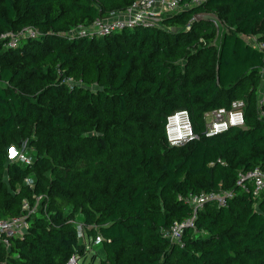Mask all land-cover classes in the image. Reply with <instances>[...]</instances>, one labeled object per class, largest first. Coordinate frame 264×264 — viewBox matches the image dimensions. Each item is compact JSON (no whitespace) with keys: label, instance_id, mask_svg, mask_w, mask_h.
<instances>
[{"label":"trees","instance_id":"obj_1","mask_svg":"<svg viewBox=\"0 0 264 264\" xmlns=\"http://www.w3.org/2000/svg\"><path fill=\"white\" fill-rule=\"evenodd\" d=\"M133 2L0 0V218L29 224L0 243V264L86 257L78 214L102 236L99 264H264V192L238 184L264 172V0H204L107 38L70 35ZM204 12L228 29L218 50L215 25L194 18ZM30 28L38 36L9 46ZM237 99L245 127L207 137L205 114ZM180 110L199 137L171 146L167 118ZM25 147L27 166L9 151ZM210 193L233 195L205 203L183 245L172 239L193 216L186 198Z\"/></svg>","mask_w":264,"mask_h":264},{"label":"built area","instance_id":"obj_2","mask_svg":"<svg viewBox=\"0 0 264 264\" xmlns=\"http://www.w3.org/2000/svg\"><path fill=\"white\" fill-rule=\"evenodd\" d=\"M204 0H188L183 2L182 0H134L132 5L125 11L119 14H112L107 18H98L92 25L87 28H79L77 31H71L70 35L74 36L79 33L88 38L103 39L118 32L126 30H135L139 27H147L156 25L158 21H161L164 17L176 14L181 11L194 9L195 7L203 4ZM8 36V35H4ZM11 41L9 46L15 47L18 40L23 37L35 38L38 36V32L35 29H24L23 31L14 34H9ZM252 44H256L261 47V44H257L255 40H250ZM264 77V74H263ZM71 82V79H67ZM264 101V97L260 100ZM245 108L246 102L243 99H237L231 102L229 107H220L214 111L205 114L206 130L204 134L207 137H213L218 134L227 132L232 127H245ZM166 136L167 141L171 146H183L186 143L197 139L199 136L195 133L193 124L190 118V114L186 110H180L174 114L168 116L166 124ZM15 151V150H14ZM23 157V159H22ZM16 161H20L24 165L31 163V158L24 152L17 154ZM32 178L26 180L30 183ZM238 184L243 189H248L249 185L253 186V194L255 197H259L264 192V172L259 168L240 174ZM231 193H210L193 195L190 194L186 198V202L190 204L193 209V216L181 223H176L170 230L169 236L182 243V235L185 228L194 227L196 217L199 211L207 202H214L219 207L227 205V198L231 197ZM24 209L28 211V215L33 213L35 209H31L28 202L24 201ZM29 228L27 216H19L8 219L0 218V243L5 246H10V241L14 238H22ZM97 242L102 241V236L96 237ZM183 245V243H182ZM79 257V253L76 250L71 256L68 264H82Z\"/></svg>","mask_w":264,"mask_h":264},{"label":"rangeland","instance_id":"obj_3","mask_svg":"<svg viewBox=\"0 0 264 264\" xmlns=\"http://www.w3.org/2000/svg\"><path fill=\"white\" fill-rule=\"evenodd\" d=\"M194 18L198 21L200 20L212 21V23L215 25L216 28V37L213 44L215 45L216 50H218L220 48L225 33H227L228 31L225 23L215 14L207 13V12L196 15ZM263 97H264V82L262 83L261 86V94L259 100H261ZM23 152L28 154V156L30 157L35 156V151L33 149L25 147ZM75 224L78 226L79 229L80 242L82 244H85V248H86V257L84 258L81 257L83 261L82 264H99V258L97 256L104 257V250L102 248V243L97 242L96 239H93L94 236L88 235V229L97 232L96 226L91 224L86 226L85 217L81 214L76 215Z\"/></svg>","mask_w":264,"mask_h":264},{"label":"clouds","instance_id":"obj_4","mask_svg":"<svg viewBox=\"0 0 264 264\" xmlns=\"http://www.w3.org/2000/svg\"><path fill=\"white\" fill-rule=\"evenodd\" d=\"M9 151L11 152V156L15 157L17 155V152L16 151L11 150V149ZM22 159H23V157H22Z\"/></svg>","mask_w":264,"mask_h":264},{"label":"crops","instance_id":"obj_5","mask_svg":"<svg viewBox=\"0 0 264 264\" xmlns=\"http://www.w3.org/2000/svg\"><path fill=\"white\" fill-rule=\"evenodd\" d=\"M263 82H264V77H263Z\"/></svg>","mask_w":264,"mask_h":264},{"label":"water","instance_id":"obj_6","mask_svg":"<svg viewBox=\"0 0 264 264\" xmlns=\"http://www.w3.org/2000/svg\"><path fill=\"white\" fill-rule=\"evenodd\" d=\"M11 150H14V149H11Z\"/></svg>","mask_w":264,"mask_h":264}]
</instances>
